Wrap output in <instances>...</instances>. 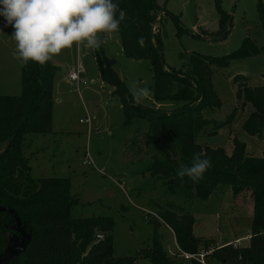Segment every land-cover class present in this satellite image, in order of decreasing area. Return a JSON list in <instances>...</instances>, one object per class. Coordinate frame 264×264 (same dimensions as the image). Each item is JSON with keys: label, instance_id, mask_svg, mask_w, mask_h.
I'll use <instances>...</instances> for the list:
<instances>
[{"label": "rangeland", "instance_id": "1", "mask_svg": "<svg viewBox=\"0 0 264 264\" xmlns=\"http://www.w3.org/2000/svg\"><path fill=\"white\" fill-rule=\"evenodd\" d=\"M157 2L162 10L153 31L161 34L164 64L167 69L182 72V77L190 72L192 54L226 55L236 50L246 37L258 47H264V0H221L222 9L230 15L231 26L228 20H220L213 0ZM225 30L229 31L226 36ZM11 31L10 27L0 31L2 95L21 92V63L12 55L15 42ZM99 38L103 42L98 48L74 44L50 60L57 67L52 85V131L25 135L23 150L31 174L69 178L70 192L78 198L72 208L73 216H110L116 255L133 256L150 248L153 222L164 209L191 214L193 235L212 240L211 247L227 243L247 245L252 216L250 191L233 194L229 186L218 184L207 198H199L168 184L167 179L155 173L153 163L161 162L164 156L153 145L150 122L137 116L129 123L124 122L120 100L112 93L111 86L101 82L95 52L104 57L111 71L140 104L172 112L189 103L156 100L149 60L125 57L117 32L100 34ZM77 65L83 69L80 78L85 80L78 86L67 78ZM211 70V82L221 105L211 106L202 113L222 125L215 132L210 129L212 124L205 127L196 134V142L221 146L230 153L235 136L245 144L247 155L260 156L264 140L241 127L252 107L236 99L237 85L232 79L241 74L246 76L248 85L264 86L263 53L232 59L227 67L212 66ZM177 85L172 83L170 91L175 92ZM145 87L149 89L146 97L132 94L133 90ZM85 116L90 119L89 127L80 121ZM4 147L5 142H0V153ZM86 159L90 163H84ZM15 231L8 233L0 258L23 240ZM173 234L163 223L157 228L162 248L179 263L183 259L176 255L179 247ZM206 262L219 264L207 258ZM134 264H150V261L138 256Z\"/></svg>", "mask_w": 264, "mask_h": 264}, {"label": "trees", "instance_id": "2", "mask_svg": "<svg viewBox=\"0 0 264 264\" xmlns=\"http://www.w3.org/2000/svg\"><path fill=\"white\" fill-rule=\"evenodd\" d=\"M118 3L125 12L117 32L125 57L149 60L156 100H183L189 104L172 112L140 104L96 51L95 62L101 82L111 86L112 93L120 100L125 123L136 116L149 120L153 145L164 156L161 162L153 163V171L167 179L168 184L199 198H207L218 184L229 186L233 194L250 191L252 216L248 244L211 247L212 240L193 235L191 214L164 209L153 222L150 248L133 256L116 255L110 216H73L72 208L78 198L70 192V179L31 174L23 150L24 138L29 133L52 131V85L57 67L51 61L42 65L29 61L21 64L20 94H0V142H5L0 153V207L14 210L22 230L30 237L25 249L7 264H134L138 256L149 259L150 264H199L195 260L177 263L166 254L157 236L161 223L173 231L182 251L196 253L211 249L207 260L220 264H264V150L260 156L247 155L245 144L235 136L230 153L224 147L199 144L195 140L196 134L205 127L212 124L210 129L215 132L222 125L202 113L211 106L219 108L221 105L211 82L212 66L227 67L232 59L258 53L264 56V47H258L246 37L236 50L226 55L192 54L190 72L182 77L179 70L165 67L161 34L153 31V24L162 10L157 0H118ZM213 3L220 20L229 22L230 15L222 9L221 0H213ZM228 32L225 30L224 36ZM232 80L237 85L236 99L252 107L241 127L264 140V86L248 85L246 76L241 74L233 76ZM174 82L181 87L177 85L176 91L171 92ZM194 154L202 158L207 156L211 167L196 182L187 176L178 178L179 167L190 165ZM14 224V214L0 210V253L7 243L8 233L15 231ZM15 232L21 239V233ZM20 242L23 240L17 246Z\"/></svg>", "mask_w": 264, "mask_h": 264}, {"label": "clouds", "instance_id": "3", "mask_svg": "<svg viewBox=\"0 0 264 264\" xmlns=\"http://www.w3.org/2000/svg\"><path fill=\"white\" fill-rule=\"evenodd\" d=\"M124 19L118 0H0V31L12 29V55L22 65L29 61L42 65L74 44L98 48L103 42L99 35L118 32ZM132 94L146 97L149 89ZM210 167L207 156L194 154L190 165H181L176 176L196 182Z\"/></svg>", "mask_w": 264, "mask_h": 264}, {"label": "built area", "instance_id": "4", "mask_svg": "<svg viewBox=\"0 0 264 264\" xmlns=\"http://www.w3.org/2000/svg\"><path fill=\"white\" fill-rule=\"evenodd\" d=\"M82 72H83V69L79 65H77L75 67V69H71L68 72L67 78L70 81L75 82L77 86L80 83H83L84 84L85 83V80H83V79L80 78V74ZM80 121L81 122H86L88 124V127H89L90 119H89L88 116H85L84 118L80 119ZM83 162L84 163H90V160L89 159H86ZM96 236L98 238H100L101 237V234H96ZM234 246H236V245H234ZM178 249H179V251H178V253L176 255L179 256V257H181V259H183L184 261H187V262H190L191 260H195V261L199 262V264H207V262H206V255L207 254H210L211 251H212L211 249L206 250V251L204 249H201V250H199L196 253H189V252L182 251L180 248H178Z\"/></svg>", "mask_w": 264, "mask_h": 264}, {"label": "water", "instance_id": "5", "mask_svg": "<svg viewBox=\"0 0 264 264\" xmlns=\"http://www.w3.org/2000/svg\"><path fill=\"white\" fill-rule=\"evenodd\" d=\"M229 26H231V20L229 18ZM8 210L9 212H11L12 214H14V218H15V224L13 225V228L20 232L23 238V242L20 243L18 246H16V249L9 251L8 253H6L2 258H0V264H7L9 261H11L14 257H16L18 254H20L26 247V245L29 243L30 241V237L29 235L22 230L21 228V224L20 221L15 213L14 210L12 209H8V208H4V207H0V210Z\"/></svg>", "mask_w": 264, "mask_h": 264}]
</instances>
